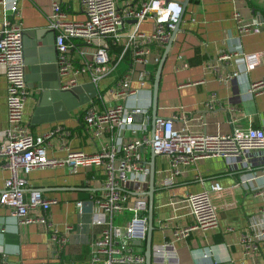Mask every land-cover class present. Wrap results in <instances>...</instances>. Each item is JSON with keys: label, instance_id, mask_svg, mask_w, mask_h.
I'll list each match as a JSON object with an SVG mask.
<instances>
[{"label": "crops", "instance_id": "1", "mask_svg": "<svg viewBox=\"0 0 264 264\" xmlns=\"http://www.w3.org/2000/svg\"><path fill=\"white\" fill-rule=\"evenodd\" d=\"M2 1L0 36L4 21L10 15L8 7L12 0ZM53 1L18 0L30 91L25 102V120L35 134L63 126L69 134H57L51 138L47 154L52 158L64 159L70 149L93 152L101 142L111 140L109 134L101 139L92 137L85 122V110L92 105L98 111H103L115 104L116 98L110 92V87L115 85L119 76L133 71V68L132 86L138 89V94L136 100L129 102L151 108L152 65L148 66L149 78L144 86L140 83L137 67L132 63L131 52H128L114 72L103 78L99 85H93L89 73H84L78 75L76 85L64 87L74 75L69 73L62 76L58 71L55 32L49 28ZM143 1L149 0H117V5L120 10L127 6L137 8ZM152 1L153 17L137 25L140 31L147 34L153 31L156 17L174 19L180 8L178 4L183 0ZM61 6L65 19L86 18L80 0H61ZM239 18L244 22H240ZM136 24L135 19L125 21L118 44H114L112 38L97 39L96 43L91 44L75 40L71 50L75 65L91 59L99 45H110L112 58L118 59L127 35L135 29ZM243 24L249 25V28L243 29ZM238 43L246 53L264 51V0H190L161 70L157 116H177L182 112L187 116L185 124L188 130L194 133H227L234 127H243L248 123L264 129V92L251 96L247 92L249 82L264 78V57L245 75L227 82L221 81L219 75L233 70V63H223L218 71L206 68L209 59H214ZM165 45H151L150 48L152 53L162 56ZM178 54L182 55L183 63H178ZM211 96L215 97V102L213 108L209 109L206 102ZM7 98L6 67L0 63V143L5 140L9 127ZM183 121L175 118V127H180ZM124 138L129 140L132 137L126 132ZM167 161L168 157L156 155L153 248L166 244V241L170 243L172 250L166 249L165 257H175L178 261L176 264H264L263 243L255 253L244 255L239 242L240 234L247 227L248 214L264 203V193L252 192L253 187L264 184L263 165L252 166L256 178L242 187L235 184L241 181L244 170L229 169L220 157L205 158L185 166L171 185L164 186L159 180V173L167 168ZM2 162L0 159V193L11 174ZM103 179L100 168L82 169L77 173L71 172L67 165L33 170L28 175L26 197L31 189H39L55 201L49 222L68 240L63 245L57 244L52 241V231L47 224H21L10 208L0 205V250L13 262L94 264L92 244L100 236L102 226L92 223L96 210L94 205L81 213L76 203L81 199H91L93 194H100ZM212 180H218L227 189L214 195L219 215L216 229L193 231L185 239L174 240L169 230L159 228V224L169 219L170 224H191L192 218L186 208L175 209L166 203H169V199H178L185 192L205 189ZM68 226L71 228L68 229ZM133 249L145 254L146 242L144 246L136 243Z\"/></svg>", "mask_w": 264, "mask_h": 264}, {"label": "built area", "instance_id": "2", "mask_svg": "<svg viewBox=\"0 0 264 264\" xmlns=\"http://www.w3.org/2000/svg\"><path fill=\"white\" fill-rule=\"evenodd\" d=\"M152 0L143 1L140 7L127 6L120 10L117 0H80L86 14L83 20L64 18L61 0L53 1V13L49 28L55 32L57 65L60 74L73 73L70 81L64 84L76 85L78 75L89 73L91 82L100 81L114 72L124 55L131 52V59L145 85L149 78L148 66L158 64L161 55L151 51V45L164 46L175 26V19L156 17V25L149 34L139 30L137 25L153 17ZM0 3H3L0 0ZM10 15L6 17L0 36V63L6 67L8 81V122L5 140L0 143V159L11 174L5 181L0 193V205L12 210V214L21 224L44 223L52 231V241L59 245L67 242V236L49 222L53 199L48 198L39 189H31L26 197L29 184L28 175L37 168L67 165L71 172L82 169L100 168L103 170L100 194L91 199L78 200L76 205L81 213L89 206H95L93 224L101 225L100 236L92 244L94 264H147L144 252H136V241L145 245L148 232L149 199L144 185L149 183L150 152L168 157L167 168L159 173L161 185H171L183 168L198 160L212 157L224 159L229 169L244 170L241 181L236 186L256 178L253 165H263L264 176V129L248 125L234 127L227 133L191 132L188 130L186 115L170 117L157 116L154 131L149 126L150 107L132 104L136 100L138 89L132 86L131 73L119 76L110 92L116 103L103 111L92 105L85 110V122L94 139L111 135V140L100 143L97 150L87 152L82 149H70L64 159L52 158L47 154V145L57 134L68 135L63 126H56L43 134L31 131L25 120V102L30 94L27 83V65L25 61L24 29L18 0H12L8 7ZM239 17V14H236ZM127 19L137 21L135 29L127 35L123 43V52L119 58H112L110 45H99L91 59L75 65L72 47L75 40L96 43L97 39L120 41V30ZM240 22H244L239 18ZM243 29L249 25L243 24ZM264 57V51L246 53L240 43L233 44L227 51L206 62V68L218 71L223 63L231 62L234 69L219 75L221 81L245 75L256 67ZM178 63L183 57L178 54ZM247 92L257 95L264 92V78L248 83ZM215 97L211 96L206 106L211 109ZM142 115V121L136 116ZM181 118L183 124L175 127L174 119ZM129 132L131 139L124 137ZM227 189L218 181L212 180L208 187L195 192H185L178 199H169V206L186 208L192 218L191 224H170L171 219L159 224L162 230H169L174 240L187 238L193 231L214 230L219 225V215L214 195ZM253 193H264V184L253 187ZM172 218V217H171ZM247 227L243 229L239 242L244 255L255 253L260 244H264V203L248 214ZM71 227L68 226V229ZM153 249L150 264H176L175 257L166 259V249L172 250L170 243L158 245ZM0 264H36L24 261L13 262L0 250ZM218 264V263H212Z\"/></svg>", "mask_w": 264, "mask_h": 264}, {"label": "water", "instance_id": "3", "mask_svg": "<svg viewBox=\"0 0 264 264\" xmlns=\"http://www.w3.org/2000/svg\"><path fill=\"white\" fill-rule=\"evenodd\" d=\"M190 0H183L181 3H179V11L176 13V16L174 17L175 19V26L171 32V36L168 40V42L165 45V49L163 51V54L161 56V59L157 65L155 74H154V79L152 83V104H151V127L152 131H154V123L155 119L157 118V102H158V92H159V83H160V77H161V70L165 61V58L169 52V49L173 43L175 34L177 31L180 29V24L181 21L183 20V17L185 13L187 12V6ZM191 19H194L193 17ZM58 67V65H57ZM59 71V68H58ZM60 73V72H59ZM94 85V83H93ZM143 116L142 115H137L136 120L137 121H142ZM155 158H156V153L154 152L153 148L151 149L150 152V160H149V165H150V175H149V183L145 184L144 187L147 189L145 194L148 196L149 199V217H148V232H147V239H146V259H147V264L151 263L152 260V235L153 231L155 230V225H154V203H155V192L157 191V187L155 186V180H156V171H155ZM136 243L142 244L140 240H137Z\"/></svg>", "mask_w": 264, "mask_h": 264}, {"label": "trees", "instance_id": "4", "mask_svg": "<svg viewBox=\"0 0 264 264\" xmlns=\"http://www.w3.org/2000/svg\"><path fill=\"white\" fill-rule=\"evenodd\" d=\"M157 65H158V64L152 65V68H151V70H150V80H151L152 83H153L154 74H155V71H156ZM149 115L151 116V108L149 109Z\"/></svg>", "mask_w": 264, "mask_h": 264}, {"label": "bare ground", "instance_id": "5", "mask_svg": "<svg viewBox=\"0 0 264 264\" xmlns=\"http://www.w3.org/2000/svg\"><path fill=\"white\" fill-rule=\"evenodd\" d=\"M173 7V6H172ZM174 8V7H173Z\"/></svg>", "mask_w": 264, "mask_h": 264}]
</instances>
